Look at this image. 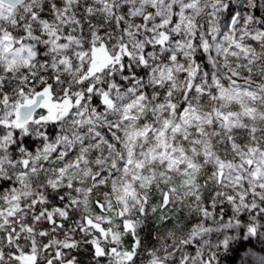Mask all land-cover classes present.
Listing matches in <instances>:
<instances>
[{
	"label": "snow or ice",
	"instance_id": "obj_1",
	"mask_svg": "<svg viewBox=\"0 0 264 264\" xmlns=\"http://www.w3.org/2000/svg\"><path fill=\"white\" fill-rule=\"evenodd\" d=\"M253 238L264 0H0V264H223Z\"/></svg>",
	"mask_w": 264,
	"mask_h": 264
},
{
	"label": "rangeland",
	"instance_id": "obj_2",
	"mask_svg": "<svg viewBox=\"0 0 264 264\" xmlns=\"http://www.w3.org/2000/svg\"><path fill=\"white\" fill-rule=\"evenodd\" d=\"M256 243L253 246L248 245L247 248L241 249L238 253L235 262L232 264H239L240 258L242 256L247 257L248 264H257L261 257H264V244L258 242L256 238H253ZM83 264H88V255L85 253L83 256ZM224 264V263H223Z\"/></svg>",
	"mask_w": 264,
	"mask_h": 264
},
{
	"label": "trees",
	"instance_id": "obj_3",
	"mask_svg": "<svg viewBox=\"0 0 264 264\" xmlns=\"http://www.w3.org/2000/svg\"><path fill=\"white\" fill-rule=\"evenodd\" d=\"M255 243H256V241L254 239H252L250 246L255 245ZM239 252H236V253H228L227 255L223 256V263L224 264H232L233 262H235L236 257H237V255H238Z\"/></svg>",
	"mask_w": 264,
	"mask_h": 264
}]
</instances>
